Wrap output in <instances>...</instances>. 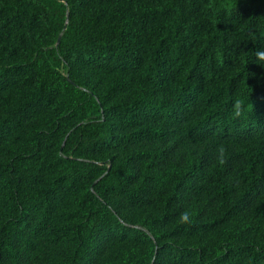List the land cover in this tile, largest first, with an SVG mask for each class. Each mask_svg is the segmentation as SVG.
Masks as SVG:
<instances>
[{"label": "trees", "instance_id": "16d2710c", "mask_svg": "<svg viewBox=\"0 0 264 264\" xmlns=\"http://www.w3.org/2000/svg\"><path fill=\"white\" fill-rule=\"evenodd\" d=\"M258 51L264 0H0V264H264Z\"/></svg>", "mask_w": 264, "mask_h": 264}, {"label": "clouds", "instance_id": "9594fccd", "mask_svg": "<svg viewBox=\"0 0 264 264\" xmlns=\"http://www.w3.org/2000/svg\"><path fill=\"white\" fill-rule=\"evenodd\" d=\"M256 55L260 61H264V51H258ZM232 111L235 117H240L245 111L243 102L240 100L234 101ZM187 218V214H184L182 217V219L185 221L187 220Z\"/></svg>", "mask_w": 264, "mask_h": 264}, {"label": "water", "instance_id": "95a60500", "mask_svg": "<svg viewBox=\"0 0 264 264\" xmlns=\"http://www.w3.org/2000/svg\"><path fill=\"white\" fill-rule=\"evenodd\" d=\"M61 36H62V35L60 34L59 37H58V40H57L56 45L59 44V42H60V40H61ZM69 80H70V78H69Z\"/></svg>", "mask_w": 264, "mask_h": 264}]
</instances>
